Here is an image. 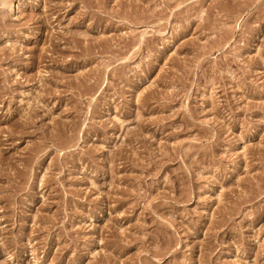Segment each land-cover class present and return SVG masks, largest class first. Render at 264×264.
<instances>
[{
  "label": "rangeland",
  "instance_id": "obj_1",
  "mask_svg": "<svg viewBox=\"0 0 264 264\" xmlns=\"http://www.w3.org/2000/svg\"><path fill=\"white\" fill-rule=\"evenodd\" d=\"M0 264H264V0H0Z\"/></svg>",
  "mask_w": 264,
  "mask_h": 264
},
{
  "label": "bare ground",
  "instance_id": "obj_2",
  "mask_svg": "<svg viewBox=\"0 0 264 264\" xmlns=\"http://www.w3.org/2000/svg\"><path fill=\"white\" fill-rule=\"evenodd\" d=\"M4 2V1H3ZM5 6V5H4Z\"/></svg>",
  "mask_w": 264,
  "mask_h": 264
}]
</instances>
